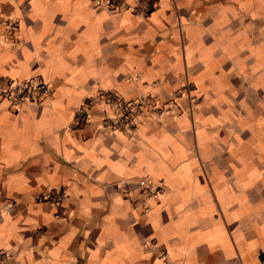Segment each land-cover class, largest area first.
I'll return each instance as SVG.
<instances>
[{
	"label": "crops",
	"instance_id": "obj_1",
	"mask_svg": "<svg viewBox=\"0 0 264 264\" xmlns=\"http://www.w3.org/2000/svg\"><path fill=\"white\" fill-rule=\"evenodd\" d=\"M155 2L0 0V77L52 88L0 101V264H264V0Z\"/></svg>",
	"mask_w": 264,
	"mask_h": 264
},
{
	"label": "built area",
	"instance_id": "obj_2",
	"mask_svg": "<svg viewBox=\"0 0 264 264\" xmlns=\"http://www.w3.org/2000/svg\"><path fill=\"white\" fill-rule=\"evenodd\" d=\"M121 0H95L97 8L105 7L108 10H116ZM128 9L144 18H147L155 7V0H124ZM52 88L38 77H31L20 81H11L10 78L0 77V101H6L10 106H18L26 100H35L43 95H50ZM103 101L113 104L117 107L118 114L114 117H104L101 122L105 128L110 130H132L135 126V119L144 115L159 116L163 107L159 106L150 96H143L136 99H124L118 93L110 90H102L95 96L88 99L85 103L92 101ZM87 119V110L84 104L78 106L74 112L71 127L73 129L81 128L85 125ZM151 194L161 192L158 186L147 188ZM65 192L61 188L52 189L42 198L55 206H58V214L65 215L62 206ZM6 213L13 209V203L8 201L3 206Z\"/></svg>",
	"mask_w": 264,
	"mask_h": 264
}]
</instances>
